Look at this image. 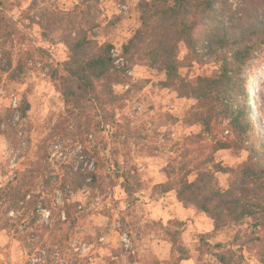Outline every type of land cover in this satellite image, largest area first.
<instances>
[{"label":"rangeland","instance_id":"1","mask_svg":"<svg viewBox=\"0 0 264 264\" xmlns=\"http://www.w3.org/2000/svg\"><path fill=\"white\" fill-rule=\"evenodd\" d=\"M147 1L0 0V190L33 175L47 204L43 208L39 202L40 218L28 233L17 237L0 228V264H225L218 253L235 264H264V229L254 227L252 219L216 228L207 214L183 207L174 189L163 192L158 185L176 182L184 165L203 166L212 145L231 138L219 108L165 87L164 73L139 54L125 57L134 78L121 71L123 79L112 92L105 81L95 80V92L79 101L65 100L64 71L52 77L58 62L69 58L66 39L79 29L91 41L88 53L106 43L121 52L142 30ZM242 5L243 0L219 1L216 8L228 24ZM257 8L264 16V5ZM52 12L48 25L44 16ZM254 40L238 89L252 94L244 103L255 129L250 142L214 154L232 169L217 173L214 186L225 187L251 158L264 162V156L250 154L264 139V42ZM223 52L196 58L180 44L181 75L216 73ZM24 101L30 106L25 115ZM209 117L211 127L205 130L202 120ZM93 174L95 194L62 188L65 179L90 182ZM64 192L77 204L71 219L62 209ZM172 233L185 250L183 260ZM124 234L129 241H123Z\"/></svg>","mask_w":264,"mask_h":264},{"label":"trees","instance_id":"2","mask_svg":"<svg viewBox=\"0 0 264 264\" xmlns=\"http://www.w3.org/2000/svg\"><path fill=\"white\" fill-rule=\"evenodd\" d=\"M92 0H84L90 2ZM228 0H149L144 3L142 30L135 33L133 39L123 44L121 54L124 57H140L148 59L165 75L164 86L176 92L180 97L194 99L203 106L219 108L218 111L228 120L231 138L218 140L212 145L209 153L197 168L182 167L184 174L176 182L158 184L163 192L174 189L178 200L185 208L207 214L216 228L236 224L244 219L253 220L254 227L264 229V162L261 160L246 164L239 176L230 178L225 187L214 186L217 173H227L231 168L223 166L214 158L219 150L230 149L234 143L250 142L254 131L255 120L249 113L245 101L252 100V94L245 89H238L240 74L248 60L254 39L264 42V16L257 13V5H264V0H243L240 15L230 23L220 19L217 3ZM254 4V5H253ZM253 5V6H252ZM54 12L44 16L48 25L53 23ZM72 27H76L72 22ZM87 31L79 29L75 38L66 39L69 48V58L58 62L51 70L52 77L58 79L61 71L67 75L64 86V98L67 102L79 101L95 92V80L106 82V87L112 92V85L122 81V72L114 70L110 50L113 44L106 43L97 51L88 53L91 46ZM256 40H254V43ZM180 44H184L188 54L200 58L203 55H213L224 51V58L216 71L210 76L198 75L191 79L184 78L180 73ZM230 52V54L228 53ZM8 61V67H10ZM22 69V67H19ZM13 74V73H12ZM14 75V74H13ZM242 95V98L239 96ZM242 99V102L239 100ZM29 103L24 101V115L29 109ZM211 119H203L205 130H210ZM1 121V117H0ZM252 144V143H250ZM253 145V144H252ZM251 157L264 156V139L260 148L252 146ZM33 171V170H31ZM30 171V172H31ZM192 171H196L190 179ZM96 174L86 182V178L71 177L64 180L66 185L74 190H84L95 194ZM46 188L50 187L46 179ZM33 175L24 176L15 184L9 182L0 190V213L4 220L1 229H12L17 237L29 232L40 218V200L43 192L35 187ZM44 188V189H46ZM61 188V189H62ZM63 210L67 219L74 213L75 202H69L70 197L64 192ZM39 202L41 203L39 206ZM43 202V203H42ZM8 212L15 217H7ZM1 217V216H0ZM28 222L22 223L23 219ZM2 220V219H0ZM24 227H23V226ZM173 246L181 254L179 260L187 257L185 250L177 243V233H172ZM225 264H235L224 254H217Z\"/></svg>","mask_w":264,"mask_h":264},{"label":"built area","instance_id":"3","mask_svg":"<svg viewBox=\"0 0 264 264\" xmlns=\"http://www.w3.org/2000/svg\"><path fill=\"white\" fill-rule=\"evenodd\" d=\"M110 55L113 60L114 68L122 71L125 75L134 78L133 69L129 65L128 60L121 54V52H118V50L112 48L110 50ZM15 105H16V102H14V106ZM39 210H42V209L40 208ZM122 239L123 241H127L128 240L127 235L126 234L122 235Z\"/></svg>","mask_w":264,"mask_h":264},{"label":"crops","instance_id":"4","mask_svg":"<svg viewBox=\"0 0 264 264\" xmlns=\"http://www.w3.org/2000/svg\"><path fill=\"white\" fill-rule=\"evenodd\" d=\"M184 207V206H183Z\"/></svg>","mask_w":264,"mask_h":264}]
</instances>
